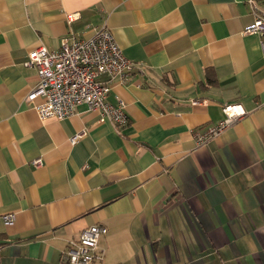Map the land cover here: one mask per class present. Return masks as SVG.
<instances>
[{"label": "crops", "instance_id": "1", "mask_svg": "<svg viewBox=\"0 0 264 264\" xmlns=\"http://www.w3.org/2000/svg\"><path fill=\"white\" fill-rule=\"evenodd\" d=\"M104 22L135 65L107 95L128 123L115 130L85 106L39 120L25 101L29 52ZM253 23L248 0H0V264H66L67 242L92 225L107 229L98 264H264V32L245 34ZM225 103L246 115L198 146L193 132Z\"/></svg>", "mask_w": 264, "mask_h": 264}, {"label": "built area", "instance_id": "2", "mask_svg": "<svg viewBox=\"0 0 264 264\" xmlns=\"http://www.w3.org/2000/svg\"><path fill=\"white\" fill-rule=\"evenodd\" d=\"M264 0H248L254 15V23L245 34L264 32V11L258 4ZM70 20L72 18H69ZM25 65L35 69L36 84L27 94L25 101L32 105L41 121H62L72 116L79 106L97 114L98 122H109L115 130L128 123L124 103L117 105L107 102L111 82L114 78L130 76L135 65L127 59L116 43L106 23L92 29L89 38L73 37L63 40L58 49L49 50L43 46L29 52ZM108 76L106 82L99 80ZM222 118L215 124L196 130L194 141L204 146L218 138L223 132L241 120L246 111L241 104L225 103L221 106ZM80 138L76 134L70 139L73 144ZM41 161L34 162L39 166ZM6 226L14 222L13 214L2 216ZM107 233L101 225H92L81 231L77 239L69 240L62 252L66 264H98L103 260L99 240Z\"/></svg>", "mask_w": 264, "mask_h": 264}]
</instances>
